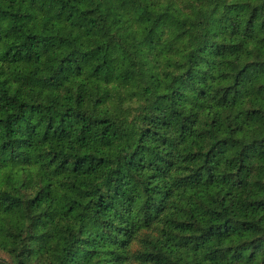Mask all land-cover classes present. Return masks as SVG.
Returning <instances> with one entry per match:
<instances>
[{
	"label": "trees",
	"instance_id": "trees-1",
	"mask_svg": "<svg viewBox=\"0 0 264 264\" xmlns=\"http://www.w3.org/2000/svg\"><path fill=\"white\" fill-rule=\"evenodd\" d=\"M0 264H264V0H0Z\"/></svg>",
	"mask_w": 264,
	"mask_h": 264
}]
</instances>
